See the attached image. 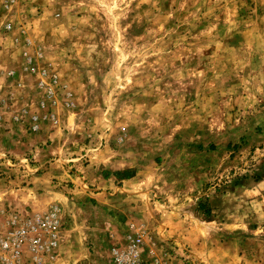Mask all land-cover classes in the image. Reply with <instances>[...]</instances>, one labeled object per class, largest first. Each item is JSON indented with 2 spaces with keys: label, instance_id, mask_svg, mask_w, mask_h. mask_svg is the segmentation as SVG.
<instances>
[{
  "label": "rangeland",
  "instance_id": "1",
  "mask_svg": "<svg viewBox=\"0 0 264 264\" xmlns=\"http://www.w3.org/2000/svg\"><path fill=\"white\" fill-rule=\"evenodd\" d=\"M6 1L0 25L26 26L57 84L0 118L67 117L73 153L1 154L0 198L51 163L88 164L87 132H110V151L154 205L149 218L167 209L170 237L152 261L264 264V0Z\"/></svg>",
  "mask_w": 264,
  "mask_h": 264
},
{
  "label": "crops",
  "instance_id": "2",
  "mask_svg": "<svg viewBox=\"0 0 264 264\" xmlns=\"http://www.w3.org/2000/svg\"><path fill=\"white\" fill-rule=\"evenodd\" d=\"M25 27L10 23L6 30L0 25V95L12 97L10 103L0 96V111L6 107L10 111L22 109L27 103L24 96L44 94L37 83L42 79L40 69L47 62L43 49L38 58L31 54L32 45L25 43ZM8 72H11L10 76ZM42 112L39 110L38 114ZM19 118L18 115L8 121L0 118V155L19 158L31 152L44 161L55 155L66 157L73 153L61 134L67 117L58 120L59 126L41 120L38 130L31 133L25 129L29 120L21 122ZM89 133L86 136L90 137L85 141L88 144L84 145L87 151L90 149L88 164L72 158L69 160L76 162L67 167L55 168L52 163L44 166L42 173L26 178V185L6 189L0 204L36 212L46 211L53 203L61 206L67 225L58 248L59 264H111L113 250L129 243L130 224L144 230L145 236L139 245L142 248L140 256L150 264H165L162 260L154 263L152 259L155 257L154 248L165 246L170 237L169 230L166 227L161 229L159 222L162 214H167V209L158 210L159 220L149 218L154 216V205L147 201L145 188L138 183L136 171L132 170V176L125 179L114 175L115 171L129 168L121 166L115 152L110 151V132L92 130ZM71 166L75 167L74 170H70ZM6 171L11 173L14 170L8 168ZM52 177L62 184L60 188L51 185Z\"/></svg>",
  "mask_w": 264,
  "mask_h": 264
},
{
  "label": "built area",
  "instance_id": "3",
  "mask_svg": "<svg viewBox=\"0 0 264 264\" xmlns=\"http://www.w3.org/2000/svg\"><path fill=\"white\" fill-rule=\"evenodd\" d=\"M12 2L14 0H8L4 6L9 8ZM9 27L10 23L4 25L6 30ZM25 43L29 45L30 41L25 39ZM7 75L10 76L11 72ZM40 75L42 79L37 86L52 95L57 76L44 67ZM29 122L30 131L35 132L38 128L36 117L32 116ZM64 228V215L58 203L51 204L44 212L0 205V264H59L58 248ZM129 228V243L113 250L111 264H150L140 256L142 248L139 245L145 236L144 230L133 224ZM170 256L163 260L165 264H175ZM159 261L155 259L153 262Z\"/></svg>",
  "mask_w": 264,
  "mask_h": 264
},
{
  "label": "trees",
  "instance_id": "4",
  "mask_svg": "<svg viewBox=\"0 0 264 264\" xmlns=\"http://www.w3.org/2000/svg\"><path fill=\"white\" fill-rule=\"evenodd\" d=\"M200 148V146H198ZM213 146L211 145L210 148H212ZM133 174V171L132 170H124V171H115L114 172V175H116L117 177H120V178H129L131 177Z\"/></svg>",
  "mask_w": 264,
  "mask_h": 264
}]
</instances>
